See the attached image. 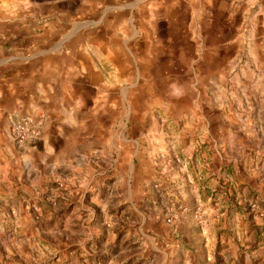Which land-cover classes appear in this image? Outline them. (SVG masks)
<instances>
[{
  "label": "rangeland",
  "instance_id": "rangeland-1",
  "mask_svg": "<svg viewBox=\"0 0 264 264\" xmlns=\"http://www.w3.org/2000/svg\"><path fill=\"white\" fill-rule=\"evenodd\" d=\"M233 1L0 2V17L12 18L0 21V185L42 189L38 199L27 200L28 209L16 208L9 215L0 211V264H128L117 256L128 222L116 216L114 204L103 211L101 202L112 200L120 176V147L114 141L119 126L135 141L137 169L142 177L155 179L159 194L167 190L165 179L189 175L195 186L201 175L211 176L214 185L217 173L191 157L193 146L199 142L197 152L199 145L205 151L211 139L224 147L231 136L251 131L250 146L253 153L260 147V154L244 161L246 165L238 161V179L247 184L230 197L231 204L221 206L226 224L245 223L244 236L222 229L235 248L223 243L212 249L210 264H264V76L262 84L244 87L246 79L257 83V72L233 71L235 48L227 47L232 34L226 29L231 17L237 31L250 29L247 41L257 56L264 43V33L255 31L264 0ZM218 27L220 38L214 35ZM56 68L81 69L73 77L83 100L75 103L70 97L63 102L62 89L52 90ZM71 105L79 122L74 127L66 123ZM198 111L207 114L212 126L203 125L194 143L189 132L191 145L183 148L185 131L194 130L187 119ZM26 115L37 121L41 136L18 146L11 128ZM122 157L130 164V154ZM85 164L98 176L87 192L80 186ZM128 167L122 180L129 175ZM220 168L222 178H236L222 162ZM105 173L113 178L99 197L97 187ZM9 176L15 177L12 183L6 180ZM214 198L185 205L182 213L206 226L217 211Z\"/></svg>",
  "mask_w": 264,
  "mask_h": 264
},
{
  "label": "crops",
  "instance_id": "crops-1",
  "mask_svg": "<svg viewBox=\"0 0 264 264\" xmlns=\"http://www.w3.org/2000/svg\"><path fill=\"white\" fill-rule=\"evenodd\" d=\"M231 1L233 5L234 1ZM3 2V5L7 4V0H0ZM1 5V3H0ZM3 19L11 20V16L0 17V21ZM259 26L256 28V32L261 30L264 33V15L258 17ZM215 25V27L218 26ZM247 26V24H246ZM234 22L231 17V23L226 26V29L232 34L230 41L227 45L228 48H235V57L232 59L233 55L229 56L230 59L234 61L231 64L233 71L236 72L239 69L249 72H257L254 74V80L257 79V83H252L250 79L243 81L244 87H250L258 84H262L261 76H264V43L261 41L264 40V35L260 38L261 42V52L255 56L251 50V43H248L247 39L250 38V29L237 31L235 29ZM239 29V28H237ZM235 31V33H234ZM255 31L251 35H255ZM216 37H221L219 27L217 32L215 31ZM247 33V35H246ZM236 39V40H235ZM235 40V41H233ZM248 48L251 50L249 53ZM241 54V60H237V57ZM236 66V67H235ZM73 68L68 69H58L56 68V73L52 77V90H57L61 88L62 94L64 97L62 100L65 102L69 100L70 97L73 101L83 100V95L76 91L75 89V78L73 75L75 73H80L81 69L75 72ZM76 92L78 96L76 97ZM256 92V90H255ZM248 94L250 93L247 92ZM74 102L72 104H75ZM72 114H67L68 125L76 126L79 125V122L74 117L75 109L72 108ZM79 109V106H78ZM217 115V113L215 114ZM207 114L204 112L198 111L195 113V118L187 119L188 124L190 122L194 126V130H187L184 134V139L182 140L183 148L194 143V140L198 139V136L201 135L203 130V125L207 124L212 126L211 122H208L206 118ZM235 119L234 114L230 116ZM64 119V117H63ZM204 120V122H203ZM59 129V128H58ZM191 132L193 135V140L191 143L188 142L187 134ZM219 137L223 135V132L217 131ZM119 134V135H118ZM123 134V136H121ZM226 130L224 135L226 136ZM115 148L119 146V153L121 158L118 159L116 165L120 168L119 177L116 178L115 186L116 192L112 195V200L106 198L104 201H101L103 204V211H107L109 206H114L117 208L116 216L120 215L121 221L126 220L128 222L127 228L124 231V234L117 245V256L118 259L123 263L128 264H210L211 261V250L217 249L226 243V245L231 246L234 250L233 242L228 239L226 233L220 232L222 229H227L226 231H233L237 236L241 234L244 236L245 232V223L240 220L239 224L229 221L228 224L225 222L223 217V210L221 206L223 203L231 204V199L239 193L240 185L242 183L247 184L245 180H240L239 178V167L238 161L240 164L246 165L244 161L249 160L250 158L255 157L258 159L257 155L260 154V147H255L253 153V148L250 146L251 140V131L243 130L239 135L231 136L228 139L227 144L224 147H218V143L210 141L208 139L207 144L203 146L205 151H201L202 147L199 145L200 151L197 152V144L193 146V150L196 148V152L192 154V158H200L203 163V168L206 169L210 166V171L217 173L216 182L212 185L210 184L211 176H202L198 178L199 187L194 184L192 176H184L179 180L170 181L165 179L163 181L164 187L167 188L166 192L159 194L154 190L155 179L148 176L142 177L140 170L137 169V166L134 162V145L135 141L129 140V133L126 137L123 132V127L119 126L115 130ZM264 136V134L262 135ZM208 138V136H207ZM248 142H247V140ZM77 144V143H76ZM209 145V146H208ZM105 147H103L104 149ZM208 151H212V157L208 155ZM125 154H130L128 160L131 159L130 164H127L124 161ZM210 159V160H209ZM221 162L226 167V173L230 170L234 172L233 178L227 176V178H222L223 168H219ZM207 165V167H206ZM129 166V167H128ZM82 172H84L85 178L83 179V191H88L91 189V186L97 180L98 176L96 170L93 169L91 164H85ZM129 168V175L126 178H123V175L127 172ZM155 168V166H153ZM207 168V170H209ZM213 176V174H211ZM103 181L100 183V186L97 187V190L100 193L102 188L105 189L108 178H113V176L105 175L103 176ZM5 179V178H4ZM15 180V177L9 176L6 180L10 183L11 180ZM4 180V181H6ZM212 181V180H211ZM257 185V180L252 181ZM21 184V183H20ZM253 185V184H252ZM20 186V187H19ZM7 185V187H1L0 185V211L4 210L8 215L17 209L25 210L29 208L31 199H38L37 196L41 191L39 188H28L27 186L21 185ZM22 186V187H21ZM264 186V184H263ZM248 188V187H247ZM35 194H32L34 193ZM80 193L82 191H79ZM213 192H216L215 194ZM32 194V195H31ZM34 196V197H33ZM216 197L213 200L215 201L217 211H214L211 218L208 220V225L202 226L198 224L190 214L182 213V208L185 205H193L197 202H200L202 198L207 201H210L212 197ZM76 193L72 195V200L77 199ZM28 200V201H27ZM114 204V205H113ZM10 222V220H9ZM244 240V238H243ZM235 241V238H233ZM216 251V250H215ZM215 260L216 253H213ZM213 264V262H212Z\"/></svg>",
  "mask_w": 264,
  "mask_h": 264
},
{
  "label": "built area",
  "instance_id": "built-area-1",
  "mask_svg": "<svg viewBox=\"0 0 264 264\" xmlns=\"http://www.w3.org/2000/svg\"><path fill=\"white\" fill-rule=\"evenodd\" d=\"M11 135L18 146H23L28 142H36L41 136L37 121L29 115L23 116L13 123ZM197 213L200 215V211Z\"/></svg>",
  "mask_w": 264,
  "mask_h": 264
}]
</instances>
